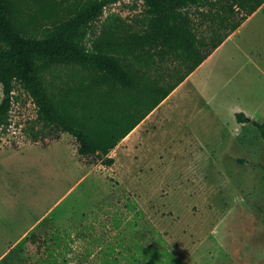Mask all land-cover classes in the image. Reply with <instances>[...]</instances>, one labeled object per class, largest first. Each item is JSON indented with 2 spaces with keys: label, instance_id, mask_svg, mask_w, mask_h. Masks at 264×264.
<instances>
[{
  "label": "rangeland",
  "instance_id": "1",
  "mask_svg": "<svg viewBox=\"0 0 264 264\" xmlns=\"http://www.w3.org/2000/svg\"><path fill=\"white\" fill-rule=\"evenodd\" d=\"M143 8L119 0L94 30L111 15L135 24ZM243 24L187 77L191 91L169 110L171 136L194 140L181 150L141 149L127 135L107 165L81 155L67 131L33 141L25 129L36 104L17 84L0 138V264H34L49 236L60 240L58 264H264V138L236 118L264 121V8Z\"/></svg>",
  "mask_w": 264,
  "mask_h": 264
},
{
  "label": "trees",
  "instance_id": "2",
  "mask_svg": "<svg viewBox=\"0 0 264 264\" xmlns=\"http://www.w3.org/2000/svg\"><path fill=\"white\" fill-rule=\"evenodd\" d=\"M118 1L0 0V138L20 99L18 84L36 104L25 129L33 141L67 131L81 155L112 165L118 143L264 4L143 0L135 24L111 15L95 32V21ZM236 118L251 121L264 138V121L244 111ZM36 234L27 237L31 248ZM44 241L46 255L34 264H58L60 240Z\"/></svg>",
  "mask_w": 264,
  "mask_h": 264
},
{
  "label": "crops",
  "instance_id": "3",
  "mask_svg": "<svg viewBox=\"0 0 264 264\" xmlns=\"http://www.w3.org/2000/svg\"><path fill=\"white\" fill-rule=\"evenodd\" d=\"M263 8H264V4L250 16L252 17L259 10H262ZM243 25L244 24H242V26L237 28L219 47H222L224 44H226L229 41V39L232 38L236 34V32H239L241 30ZM186 80L183 81L179 86H177L154 110H152L128 134V136H130L131 139L134 140L135 142L138 139L141 140V142L143 143V146L141 149H145V150L149 149L150 151H157L159 149V151H160V150H164V149H168V148L172 149L174 147L175 149L181 150V149H184L185 147L191 146V144L193 143V141H194L193 138L188 137V135L182 133V131L177 132V134L175 136H174V134H172V136H171L169 129H167V127H166L167 123L172 118V114L169 112L170 108L172 106L177 107L178 106L177 103H178L181 95L184 93L189 94V92L192 89V86L189 83H187ZM190 118L192 119L193 115L190 114L189 120H190ZM190 122H191V120H190ZM156 124L159 126V129H157V130L152 128ZM149 128H151V130ZM160 128H162V129H160ZM156 139L159 140L158 144L153 143V142H155ZM184 142H185V144H184ZM178 144L181 146H179ZM52 145L53 144L49 145V147ZM141 149H137V150L141 151ZM75 156H76V158L78 157L77 155H75ZM164 158L165 157L159 153V161L160 162L164 161L165 160ZM140 160H143V162L145 163L146 157H144ZM78 161L81 162L80 157H78ZM136 162L137 161L135 158L133 162L131 161V164L132 163L136 164ZM81 164H83V163H81ZM2 257H0V260Z\"/></svg>",
  "mask_w": 264,
  "mask_h": 264
}]
</instances>
